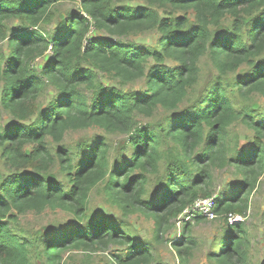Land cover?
<instances>
[{"label": "trees", "instance_id": "16d2710c", "mask_svg": "<svg viewBox=\"0 0 264 264\" xmlns=\"http://www.w3.org/2000/svg\"><path fill=\"white\" fill-rule=\"evenodd\" d=\"M128 1L136 0H0V108L14 120L0 124V153L13 168L0 173V264H66V250L111 244L124 247L111 264H151L148 243L121 218L88 211L91 191L100 188L123 217L151 215L159 240L185 207L214 194L212 171L226 166L242 180L229 196L215 197L225 227L208 259L251 264L246 224L228 218L247 216L264 173V107L250 100L264 98V0ZM67 2L78 8L62 10ZM146 33L155 36L151 45L129 39ZM203 57L217 74L196 94ZM98 73L143 87L106 85ZM47 86L55 89L52 99L38 109ZM158 108L171 116L138 125V115ZM239 121L253 132L247 146L228 130ZM89 127L128 134L130 156H111L99 135L73 147L61 143L67 132ZM48 139L58 144L55 153ZM45 209L74 221L16 232L18 215ZM190 227L185 222L172 242L180 258L195 245Z\"/></svg>", "mask_w": 264, "mask_h": 264}, {"label": "rangeland", "instance_id": "374dc122", "mask_svg": "<svg viewBox=\"0 0 264 264\" xmlns=\"http://www.w3.org/2000/svg\"><path fill=\"white\" fill-rule=\"evenodd\" d=\"M130 5H139L141 0L128 1ZM77 3H69L61 6V9L67 11L69 9L76 10ZM101 35L108 36L105 32L101 31ZM129 39L133 41H141L146 45H151L155 40V36L152 34H141L132 36ZM44 59H38L35 62L37 67H41ZM201 72L199 73L197 84L195 85L193 93L202 92L208 81H210L216 74V70L209 64L207 58L203 57L199 63ZM242 70V71H241ZM240 70V74L246 71V67ZM232 77V74L230 75ZM99 79L106 85L121 86L124 90L129 89H141L143 87L142 81H136L130 83L127 86L120 85L117 81H114L109 75L104 73H98ZM55 89L52 86H47L43 91V94L38 99V109L44 107L50 99H52V93ZM251 102H256L260 106L264 107V98L257 94L250 95ZM237 106H240V101L235 100ZM171 116V111L158 108L150 116L138 115V125H151L158 123L159 120L165 119V117ZM35 117V116H34ZM33 116L30 119L34 118ZM11 121H14L12 117L3 109L0 108V124L2 126L8 125ZM230 133H236L239 137V143L247 146L251 142L253 132L249 130L243 123L234 122L229 126ZM103 136L106 142L110 145V155L115 156L118 154L117 150L127 151L126 155L129 157L131 151L128 150V134L124 133H107L100 128L89 127L78 131L67 132L61 143L68 146H75L81 141H92L96 136ZM264 142V140H263ZM48 146L52 153H55L58 144L48 139ZM29 147V146H28ZM58 170V163H55L52 167V172L55 173ZM13 168L9 162L5 160V157L0 153V173L8 175L12 173ZM153 175H149L150 179L146 188L151 190L154 188V180L151 178ZM212 177L214 181V196L222 195L229 196L235 188V184L242 180L240 174L235 172L232 166H226L222 169H213ZM63 182L65 179L60 178ZM88 211H100L116 218H121L126 229H130L131 232L140 240L148 243L150 251L153 253V260L151 264H217L216 262L208 259V253L216 251L220 246L219 240L223 233L224 221L217 216L214 219H202L200 221H193L190 223L189 235H191L195 241V245L192 247L190 253L185 258L178 257V253L172 245L174 239H177L182 234V227L176 226L175 220L170 221V225L167 229L164 227V231L159 240L155 237V224L151 215L140 211L129 213L126 217L122 216L121 211L110 201L106 200L105 195L101 189H93L88 199ZM240 221L245 222L250 236V248H249V260L251 264H260L264 262V234H263V219H264V173L259 178V183L250 194L249 208L246 217H240ZM74 221L71 213H67L63 210L45 209L40 213L27 212L18 215V221L14 227L17 231H23L28 235H31L37 231H43L46 227L57 226L61 227L65 224ZM13 224V223H12ZM124 247L111 244L107 248L99 250H81L72 249L66 250L62 254L63 261L66 264H111L114 260V254L122 251Z\"/></svg>", "mask_w": 264, "mask_h": 264}, {"label": "built area", "instance_id": "2783aa9c", "mask_svg": "<svg viewBox=\"0 0 264 264\" xmlns=\"http://www.w3.org/2000/svg\"><path fill=\"white\" fill-rule=\"evenodd\" d=\"M215 196L214 194L209 197L197 198L189 206L185 207L182 212L175 219L176 226L181 228L185 222H193L198 216L204 217L206 219H214L217 214L214 212L215 206ZM239 215L229 214V222H238L241 219Z\"/></svg>", "mask_w": 264, "mask_h": 264}]
</instances>
